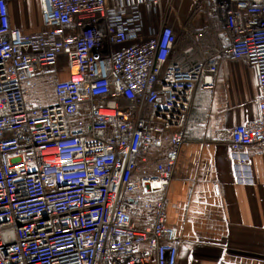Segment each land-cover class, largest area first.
Returning <instances> with one entry per match:
<instances>
[{"label": "built area", "instance_id": "built-area-1", "mask_svg": "<svg viewBox=\"0 0 264 264\" xmlns=\"http://www.w3.org/2000/svg\"><path fill=\"white\" fill-rule=\"evenodd\" d=\"M16 1L0 0V264H176L168 187L220 60L245 59L258 89L228 142L238 183L264 152V0H195L224 41L188 69L159 0H39L31 34Z\"/></svg>", "mask_w": 264, "mask_h": 264}, {"label": "crops", "instance_id": "crops-1", "mask_svg": "<svg viewBox=\"0 0 264 264\" xmlns=\"http://www.w3.org/2000/svg\"><path fill=\"white\" fill-rule=\"evenodd\" d=\"M194 5L195 0H159L156 10L184 50L193 44L192 35L206 29L198 43L204 56L221 47L224 37ZM29 6L39 13L37 0L9 5L11 25L22 32L37 26L21 20ZM257 96L244 59L220 60L213 90L195 93L168 187L165 223L181 239L176 264H264V152L250 151L252 183L240 184L228 148L232 129L257 119Z\"/></svg>", "mask_w": 264, "mask_h": 264}, {"label": "trees", "instance_id": "trees-1", "mask_svg": "<svg viewBox=\"0 0 264 264\" xmlns=\"http://www.w3.org/2000/svg\"><path fill=\"white\" fill-rule=\"evenodd\" d=\"M205 33L201 34L197 43H194L192 41L193 42V44L191 45L192 50L186 54L184 53V49H182L181 47L178 46L179 41H181V38L177 37L176 42L174 44L173 52H172L173 62L178 64V66H180L183 69H188V68L200 63L201 61H203V56L201 54L202 50H201L200 46L198 45V43H200V41L203 40V38H205L204 37ZM190 44L191 43H189V45ZM194 44H196V45H194ZM185 48H187V47H185ZM185 136H186V133H185Z\"/></svg>", "mask_w": 264, "mask_h": 264}, {"label": "rangeland", "instance_id": "rangeland-1", "mask_svg": "<svg viewBox=\"0 0 264 264\" xmlns=\"http://www.w3.org/2000/svg\"><path fill=\"white\" fill-rule=\"evenodd\" d=\"M39 3V0H37ZM22 22L28 23V25H34L37 24V26L29 27L25 29L24 33L25 34H31V33H36L41 30V25H40V5H39V13L35 12V9L32 6H29L26 8L24 14L21 17ZM65 73H61V76H64ZM62 78V77H61Z\"/></svg>", "mask_w": 264, "mask_h": 264}]
</instances>
